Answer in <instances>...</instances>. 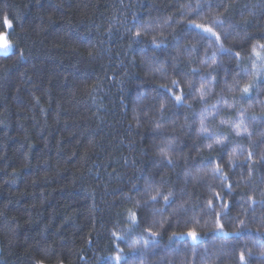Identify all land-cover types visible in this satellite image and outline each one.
Wrapping results in <instances>:
<instances>
[{"label": "trees", "instance_id": "16d2710c", "mask_svg": "<svg viewBox=\"0 0 264 264\" xmlns=\"http://www.w3.org/2000/svg\"><path fill=\"white\" fill-rule=\"evenodd\" d=\"M0 33V264H264V0H0Z\"/></svg>", "mask_w": 264, "mask_h": 264}, {"label": "snow or ice", "instance_id": "6c2138e0", "mask_svg": "<svg viewBox=\"0 0 264 264\" xmlns=\"http://www.w3.org/2000/svg\"><path fill=\"white\" fill-rule=\"evenodd\" d=\"M214 23L215 24H221L222 22L217 20V21H214ZM192 27L201 30V32L203 34L201 36L202 39L207 38V36L215 37L216 43L219 45L218 48H217V53H227L230 56L232 55L230 50L225 49L222 44H219V41H220L221 37L219 35H217V33L215 31H213L212 27H209V26H206V25H203V24H199V23L193 24ZM140 35H141V30H138L136 32L135 36L138 38V37H140ZM153 43H155V40H153ZM158 46L159 45H157V47ZM12 48H13V45L11 44V42H5L3 44H0V52L7 53ZM262 53H264V44H254L252 46L251 55L255 57V60L253 61V72L251 73L252 77H256L257 76V73L255 71V69H256V61H264V55H262ZM215 55H216V53H213V56H215ZM235 58L239 61L241 59V54L239 52H237L235 54ZM245 75H248V73H245ZM175 83H176V81H173V84H175ZM190 83L191 82H189V84ZM254 86H255L254 85V80L250 79L249 82L247 84H245L242 89H240L241 94L242 95L248 94ZM229 90L231 91L232 89L230 88ZM168 91L171 92L172 89H168ZM205 95H206L205 86L202 85L201 89H200V98L203 99ZM182 100H183L182 96H180V95L175 96L176 103L179 104V103L182 102ZM161 107L163 108L164 105L162 104ZM207 119H208V116L205 115V114H202L201 121H200V123H201L200 132L201 133H207L208 132V128L205 127V125H204V121L207 120ZM243 125H244V119H243V114H242L241 120H240V124L236 128V134L238 136L242 134L241 133V128H243L244 132H247V128L243 127ZM215 142H216V144H221L222 143V141H220V140H216ZM208 147L212 148V145L209 144ZM230 162H231V157H230ZM169 163H171V161H169ZM212 171L218 173V172H220V168L217 166ZM159 195H161V193L159 192V190H156V195H153L151 197V199L152 200H156ZM169 195H171V194H169ZM164 199L167 202L168 199H169V196H165ZM207 207H208V209L214 211L212 201L208 202ZM224 207L227 208L228 206L224 205ZM136 219H137L136 213L135 212H130V220L132 221V223H136ZM220 219H221L220 214L216 213V224H217L216 231H218L220 233H223L224 235L227 236V235H229V233L224 231L225 225L220 223ZM243 226H244V222L241 221L240 222V227H243ZM151 235L155 236V235H158V234L157 233H151ZM174 235L183 236L185 234L181 233V234H174ZM186 235L189 238H191L193 243H195L196 241H198L200 239L199 233L197 231H195V230H192V229H190L186 233ZM118 238H122V237H118ZM147 243H148V241H145V244H147ZM121 259H122V257L119 256V255H117L115 257V260H116L117 264H120ZM240 261H241V264H244L245 256H244L243 253H241V255H240ZM38 264H42V261L38 262Z\"/></svg>", "mask_w": 264, "mask_h": 264}, {"label": "rangeland", "instance_id": "374dc122", "mask_svg": "<svg viewBox=\"0 0 264 264\" xmlns=\"http://www.w3.org/2000/svg\"><path fill=\"white\" fill-rule=\"evenodd\" d=\"M6 26L8 27V29L10 28V24L8 21L6 22ZM5 42H11V41H10L9 37L6 36V33H0V44H3ZM11 44H12V42H11ZM13 50H14V48L10 49L8 52H11ZM8 52L7 53L0 52V53L1 54H8Z\"/></svg>", "mask_w": 264, "mask_h": 264}]
</instances>
